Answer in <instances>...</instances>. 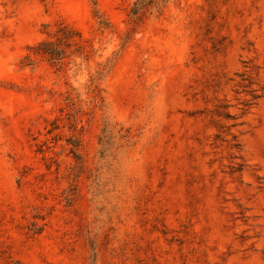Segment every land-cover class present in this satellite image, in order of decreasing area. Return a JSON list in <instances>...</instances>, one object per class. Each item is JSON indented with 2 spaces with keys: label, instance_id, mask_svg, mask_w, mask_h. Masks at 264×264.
<instances>
[{
  "label": "rangeland",
  "instance_id": "obj_1",
  "mask_svg": "<svg viewBox=\"0 0 264 264\" xmlns=\"http://www.w3.org/2000/svg\"><path fill=\"white\" fill-rule=\"evenodd\" d=\"M0 264H264V0H0Z\"/></svg>",
  "mask_w": 264,
  "mask_h": 264
},
{
  "label": "trees",
  "instance_id": "obj_2",
  "mask_svg": "<svg viewBox=\"0 0 264 264\" xmlns=\"http://www.w3.org/2000/svg\"><path fill=\"white\" fill-rule=\"evenodd\" d=\"M137 14V11L136 12H133V16H135ZM137 18V17H135ZM137 22V19H133V23L136 24ZM47 44H43V46H46ZM44 54L48 55L50 57L51 60H55V61H58L61 59V54L60 52L58 51H44Z\"/></svg>",
  "mask_w": 264,
  "mask_h": 264
}]
</instances>
